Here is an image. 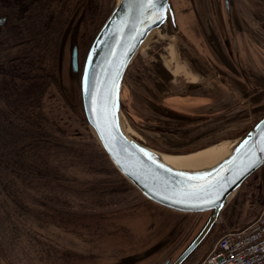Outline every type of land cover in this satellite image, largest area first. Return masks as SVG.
<instances>
[{
  "label": "rangeland",
  "instance_id": "1",
  "mask_svg": "<svg viewBox=\"0 0 264 264\" xmlns=\"http://www.w3.org/2000/svg\"><path fill=\"white\" fill-rule=\"evenodd\" d=\"M96 1L94 18L81 21L85 10L72 17L62 65L60 49L56 60L47 57V69L56 77L41 104L50 137L37 152L34 172L19 170L13 177L0 169L2 264H116L165 241L161 250L137 263L164 264L180 255L209 216L147 199L116 169L87 124L80 79L69 72V47L77 33L82 66L118 0ZM195 1L204 5L193 11L194 27L188 17L189 25L185 21L182 26L175 18L153 31L135 56L146 60L147 69L135 65L141 74L131 68L123 81L128 87L139 83L125 98L127 106L121 104L127 134L164 154L231 146L264 116V0H257V47L253 38L229 33L228 0ZM197 13L208 20L198 24ZM153 61L167 64L172 73L152 82L148 68ZM173 98L190 103L180 108ZM263 207L264 167L235 193L184 264H201L226 230L248 225Z\"/></svg>",
  "mask_w": 264,
  "mask_h": 264
},
{
  "label": "water",
  "instance_id": "2",
  "mask_svg": "<svg viewBox=\"0 0 264 264\" xmlns=\"http://www.w3.org/2000/svg\"><path fill=\"white\" fill-rule=\"evenodd\" d=\"M159 2L160 5L167 8L163 22L149 24L147 19H145V22L141 25L139 24V16L135 9L132 8L130 10L129 0H118L111 14L90 45L82 66L80 64V48L76 36L77 33L75 34L73 32L75 37H73L70 42L68 67L70 75L79 77L80 79L82 106L86 122L94 131L98 143L108 155L116 169L147 199L160 206L183 213H209V216L202 228L187 245V247L180 253V255L172 262L169 259L164 263L184 264L209 236L229 202L233 199L235 193L241 189L244 183L254 173L264 167V154L258 152L257 154L261 157V160L255 167H251L245 171L238 179H235L234 183H226V188L216 203L207 205L201 204L200 206H194L200 203L198 201H190L189 203L184 204L177 203L176 201L180 199V197L177 196L171 189L164 190L163 188L158 187L152 176L147 173L146 169L154 168V166L151 165L146 157H143L142 154L132 148L128 149V153H124L121 151L124 145L117 142L113 147L112 145L106 143V141L102 138L100 131L96 127L93 120V114L90 111V95L84 90L85 75L87 74L95 80L106 81L114 77L115 69L119 68V77L117 79L119 89L118 96L116 97L117 116L119 122L118 134H122L124 140H126L129 144H134L152 154L155 158H157L158 163H163L167 168L173 169L174 172L201 174L212 171L215 173V171L220 167H230L233 171H226L221 175L226 177V181L232 180L236 174V170L242 167L247 160L244 150L241 147L243 142L247 140L249 141L250 147H255L259 144L260 137L264 135V116L234 142L233 146L229 149V153L223 159L212 165L200 168H184L176 166L169 162L168 156L170 154L161 153L127 134L123 124L121 110V90L127 69L153 31L163 30L167 26L169 20L173 23L175 22L171 0H159ZM83 16L84 13L80 16L81 21H83ZM125 20L127 21V24L122 25V22ZM6 21L7 17L0 18V25L5 24ZM70 25L71 23L67 26L60 45V66L62 65L64 59L67 38L72 27ZM77 25H79V23ZM138 26L141 31H143V35H139L135 31ZM121 27L122 31L118 32L117 29ZM110 53H115V55H110ZM109 60L112 62L111 66L108 64ZM89 61H91V63H89ZM116 152H120L119 157L115 154ZM232 160H235L234 164L227 163ZM156 171H159L166 179L173 181L177 179L174 174L163 172V170L159 169H156ZM213 178H215V176H213ZM165 197L168 198L166 199ZM165 244L166 242L162 241L141 253L126 256L116 264H137L138 262L153 256L161 250ZM0 264L2 263L0 262Z\"/></svg>",
  "mask_w": 264,
  "mask_h": 264
},
{
  "label": "trees",
  "instance_id": "3",
  "mask_svg": "<svg viewBox=\"0 0 264 264\" xmlns=\"http://www.w3.org/2000/svg\"><path fill=\"white\" fill-rule=\"evenodd\" d=\"M81 10L85 20L94 18L97 1L0 0L7 17L0 26V169L13 177L34 172L37 152L50 137L41 104L56 77L46 61L57 59L64 31Z\"/></svg>",
  "mask_w": 264,
  "mask_h": 264
},
{
  "label": "snow or ice",
  "instance_id": "4",
  "mask_svg": "<svg viewBox=\"0 0 264 264\" xmlns=\"http://www.w3.org/2000/svg\"><path fill=\"white\" fill-rule=\"evenodd\" d=\"M130 10L135 9L139 16V24H143L145 19L148 23L163 22L167 8L160 5L159 0H129ZM127 21H123L122 25H126ZM117 31H122V27ZM139 35H143V31L139 26L135 29ZM115 55V53H110ZM91 63V61H89ZM111 66V60L108 61ZM119 68L115 69L114 77L106 81L95 80L89 75H85L84 78V90L90 95V111L93 114V120L96 127L100 131L102 138L106 143L113 147L117 142L124 145L121 151L128 153V149L132 148L146 157L147 160L154 166V168H147V173L150 174L158 187L164 190L171 189L180 197L177 203H189L190 201L200 202L194 206H200L201 204H214L221 197L223 191L226 188V183H234L235 179H238L245 171L251 167H255L261 160V157L257 154H264V135L260 137L259 144L255 147L249 146V141L245 140L242 144V148L247 157L246 162L236 170V174L232 180L226 181V177L222 176V173L233 171L230 167H220L213 173L208 171L201 174H190L184 172H174L173 169L167 168L163 163H158L157 158L148 153L143 148H139L134 144H129L124 140L122 134H118L119 122L117 116V101L118 96V82ZM118 157L120 152L115 153ZM228 164H234L235 160L227 162ZM163 170L170 174H174L177 178L175 181L164 178L159 171ZM215 176V178H213ZM166 199L168 197H165Z\"/></svg>",
  "mask_w": 264,
  "mask_h": 264
},
{
  "label": "crops",
  "instance_id": "5",
  "mask_svg": "<svg viewBox=\"0 0 264 264\" xmlns=\"http://www.w3.org/2000/svg\"><path fill=\"white\" fill-rule=\"evenodd\" d=\"M229 1V7L231 10V15H232V22L229 20L228 21V28L231 32H229L231 35L232 34H236L235 36L237 37H243V39L247 40L250 38H253V42L255 43L256 47H257V0H228ZM173 2V3H172ZM171 5L173 6V11H174V15L175 18L177 20V23L181 24L184 23L186 21V23H188V19L189 18V23L193 24L194 22H192L193 20L191 19V16L193 14V11L195 12H199L200 6H203L204 4H202L201 2H197L195 0H171ZM185 11H190L192 13H189L188 15L183 13ZM198 18H197V23L201 24L203 22H205L206 18H203L201 16V14L197 13ZM196 16V17H197ZM205 17V15H203ZM181 20V21H180ZM208 20V19H206ZM188 23V25H189ZM194 27V24L192 25ZM192 26H190V28H192ZM197 27V25H196ZM253 28L252 30H246L245 28ZM242 28V29H241ZM195 41L200 44L199 41V37L198 39L196 38ZM239 41V40H238ZM242 43L241 41L239 42V46H238V51L239 53L243 50V46H241ZM257 50V48L255 49ZM254 50V51H255ZM257 53V52H256ZM239 56H241V54H239ZM141 61V62H138ZM140 60L139 57H135L133 59V61L131 62V64L129 65L127 72L133 68L135 65H140L141 64V70H145L147 69L146 66V60ZM152 65L149 66L148 68V75L150 76L149 79L153 82V79H155V77H157V79L159 78L158 76L161 75H165L164 72H169L172 73V71L170 70L169 66H167V64L165 63H161L159 61L155 62L153 61L151 63ZM176 66V65H175ZM133 70L136 72V74H141V70L139 71L138 67L133 68ZM173 75V74H172ZM135 75H133L134 77ZM136 78V77H135ZM134 78V79H135ZM139 84V83H138ZM137 83L134 84H130L129 87L127 86L126 83H123L122 86V90H121V104L123 106H127V102L126 99L127 96L129 95V91L133 86V89H137ZM128 87V88H127ZM174 97V96H173ZM173 100L177 101L178 104L175 103V105H179V107L181 108L183 105L182 104H188L187 102H182L181 98L176 99L173 98ZM193 104V103H192ZM195 105V104H194ZM192 105V106H194ZM124 108V107H123Z\"/></svg>",
  "mask_w": 264,
  "mask_h": 264
},
{
  "label": "built area",
  "instance_id": "6",
  "mask_svg": "<svg viewBox=\"0 0 264 264\" xmlns=\"http://www.w3.org/2000/svg\"><path fill=\"white\" fill-rule=\"evenodd\" d=\"M201 264H264V207L248 225L226 230Z\"/></svg>",
  "mask_w": 264,
  "mask_h": 264
},
{
  "label": "bare ground",
  "instance_id": "7",
  "mask_svg": "<svg viewBox=\"0 0 264 264\" xmlns=\"http://www.w3.org/2000/svg\"><path fill=\"white\" fill-rule=\"evenodd\" d=\"M148 39L145 41L143 46L146 44ZM231 146L225 144H213L188 154H170L168 156V159L170 163L184 168L205 167L223 159L229 153V149L231 148Z\"/></svg>",
  "mask_w": 264,
  "mask_h": 264
},
{
  "label": "flooded vegetation",
  "instance_id": "8",
  "mask_svg": "<svg viewBox=\"0 0 264 264\" xmlns=\"http://www.w3.org/2000/svg\"><path fill=\"white\" fill-rule=\"evenodd\" d=\"M2 17H6V16H2L1 14H0V18H2ZM7 22V21H6ZM2 25H4V24H2ZM2 25H0V26H2ZM172 210V209H171ZM169 260V259H168ZM168 260H166V261H168ZM171 260V262L173 261V259H170Z\"/></svg>",
  "mask_w": 264,
  "mask_h": 264
}]
</instances>
